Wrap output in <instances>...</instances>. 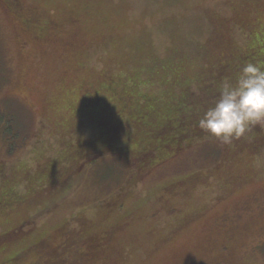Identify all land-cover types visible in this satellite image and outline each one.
<instances>
[{
    "label": "rangeland",
    "instance_id": "1",
    "mask_svg": "<svg viewBox=\"0 0 264 264\" xmlns=\"http://www.w3.org/2000/svg\"><path fill=\"white\" fill-rule=\"evenodd\" d=\"M260 23L264 0H0V264H264V150L153 157L114 118L202 85Z\"/></svg>",
    "mask_w": 264,
    "mask_h": 264
},
{
    "label": "trees",
    "instance_id": "2",
    "mask_svg": "<svg viewBox=\"0 0 264 264\" xmlns=\"http://www.w3.org/2000/svg\"><path fill=\"white\" fill-rule=\"evenodd\" d=\"M15 6L17 5H14L13 8ZM27 22L29 23V21ZM263 25V23H260L261 28ZM260 30L263 31L252 34L246 51L241 54H239L240 51L237 50L227 52L225 57H223V59L220 60L221 62L216 66L217 68L215 71L205 76L202 85L198 86L196 83L186 81L180 82L177 89H180L181 93L176 92L180 94V97L177 99L174 93L172 100L168 102H166V95L163 91L169 90L161 89L158 91L160 96L154 94L156 97L147 98L151 100L149 102H143L146 103L145 106L133 112H118L115 114L114 118L123 120L126 125L124 131L129 129L135 135H140L142 137L146 136L145 139L148 138L151 141L153 139V157L162 155L166 151H173V153L178 154L180 151L184 150L182 145L187 144V140L190 141L193 136L200 137L201 139L205 137L214 138L210 134L202 131L198 126V122L202 118L204 112L208 108L214 106L218 100L220 88L225 81L234 84L243 67L248 62H259L264 64V29ZM236 51L238 53H236ZM176 84L175 82L174 86ZM95 103L94 105H96ZM165 103L166 107L172 110L167 113L161 111L160 115H157V106L162 105L163 107ZM107 105H109V103H106L104 106ZM110 109L111 107H106V110L101 113L105 115ZM159 119H162L163 123L156 126L155 123ZM98 128L101 139L102 137L106 138L110 135L118 139L123 134V131L119 130L118 126L112 123H107L105 125L102 123ZM251 134H253L252 138L247 140L248 136ZM246 140L247 142H245ZM223 146H225L228 151H238V149H243L244 147L254 152L263 151L264 123L253 126L244 138L234 140L230 145L223 144ZM65 239V241L59 244L60 250H66L70 246L69 239ZM1 245L2 244H0V246ZM44 256L47 255L44 254ZM17 260L18 258L10 259L7 264H15L14 262H18ZM43 261V264H51V261L47 257H44ZM59 264H64V260H61Z\"/></svg>",
    "mask_w": 264,
    "mask_h": 264
},
{
    "label": "clouds",
    "instance_id": "3",
    "mask_svg": "<svg viewBox=\"0 0 264 264\" xmlns=\"http://www.w3.org/2000/svg\"><path fill=\"white\" fill-rule=\"evenodd\" d=\"M264 123V64L248 62L235 83L225 81L214 106L198 122L199 128L230 145L255 125Z\"/></svg>",
    "mask_w": 264,
    "mask_h": 264
},
{
    "label": "flooded vegetation",
    "instance_id": "4",
    "mask_svg": "<svg viewBox=\"0 0 264 264\" xmlns=\"http://www.w3.org/2000/svg\"><path fill=\"white\" fill-rule=\"evenodd\" d=\"M14 256H16V255H14ZM18 256H21V255H18ZM18 256H17V257H18ZM17 257H16V258H17Z\"/></svg>",
    "mask_w": 264,
    "mask_h": 264
}]
</instances>
